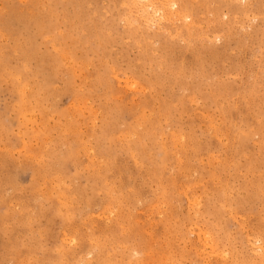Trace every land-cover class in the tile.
I'll return each instance as SVG.
<instances>
[{"label": "rangeland", "instance_id": "rangeland-1", "mask_svg": "<svg viewBox=\"0 0 264 264\" xmlns=\"http://www.w3.org/2000/svg\"><path fill=\"white\" fill-rule=\"evenodd\" d=\"M263 190L264 0H0V264H264Z\"/></svg>", "mask_w": 264, "mask_h": 264}, {"label": "bare ground", "instance_id": "bare-ground-1", "mask_svg": "<svg viewBox=\"0 0 264 264\" xmlns=\"http://www.w3.org/2000/svg\"><path fill=\"white\" fill-rule=\"evenodd\" d=\"M150 2V1H149ZM148 3V2H147ZM155 8V7H154ZM153 10V9H152ZM149 12V11H148ZM162 12V11H161ZM30 14V13H29ZM53 16V15H52ZM163 20V19H162ZM160 25V24H159ZM150 27V26H149ZM34 28V27H33ZM199 29V28H198ZM57 32V31H56ZM171 35V34H170ZM195 39V38H194ZM178 40V39H177ZM166 47V46H165ZM184 51V50H183ZM146 55H147V53H146ZM67 57V56H66ZM25 61V60H24ZM180 62V61H179ZM173 65V64H172ZM76 66V65H75ZM155 66V65H154ZM48 70V69H47ZM142 72V71H141ZM14 73V72H13ZM12 74V73H11ZM165 76V75H164ZM63 77V76H62ZM42 83V82H41ZM143 85V84H142ZM179 86V85H178ZM134 87V86H133ZM190 88V87H189ZM191 102V101H190ZM158 105V104H157ZM25 108V107H24ZM27 108V107H26ZM143 111V110H142ZM26 112V111H25ZM29 112V111H28ZM23 115V114H22ZM145 116V115H144ZM139 126H141V125H139ZM138 126V127H139ZM165 127V126H164ZM216 130V129H215ZM181 135V134H180ZM154 137V136H153ZM70 141V140H69ZM123 141V140H122ZM126 142V141H125ZM222 142V141H221ZM179 144V143H178ZM122 145V144H121ZM177 149V148H176ZM173 152V151H172ZM39 158V157H38ZM106 160V159H105ZM57 161V160H56ZM263 161V160H262ZM176 164V163H175ZM57 165V164H56ZM55 168V167H54ZM259 168V167H258ZM149 169H150V166H149ZM53 170V169H52ZM147 170V169H146ZM98 174V173H97ZM155 176V175H154ZM65 177V176H64ZM93 177V176H92ZM99 177V176H98ZM101 177V176H100ZM255 178V177H254ZM100 179V178H99ZM57 180V179H56ZM250 180V179H249ZM247 182V181H246ZM54 183V182H53ZM112 184V183H111ZM196 185V184H195ZM169 188V187H168ZM113 189V188H112ZM159 190V189H158ZM255 190V189H254ZM161 191V190H160ZM190 191V190H189ZM264 191V190H263ZM256 192V191H255ZM258 192V191H257ZM42 193V192H41ZM48 193V192H47ZM55 193V192H54ZM229 193V192H228ZM117 197V196H116ZM250 197V196H249ZM111 198V197H110ZM85 200V199H84ZM252 200V199H251ZM118 201V200H117ZM247 201V200H246ZM42 202V201H41ZM71 203V202H70ZM117 203V202H116ZM163 203V202H162ZM134 204V203H133ZM160 204V203H159ZM158 204V205H159ZM170 206V205H169ZM196 206V205H195ZM194 206V207H195ZM82 207V206H81ZM166 207V206H165ZM153 208V207H152ZM158 208V207H157ZM169 208V207H168ZM126 209V208H125ZM155 209V208H154ZM220 211V210H219ZM49 212V211H48ZM89 212V211H88ZM108 212V211H107ZM85 213V212H84ZM111 213V212H110ZM198 213V212H197ZM22 214V213H21ZM114 214H115V212H114ZM127 214V213H126ZM196 214V213H195ZM106 217V216H105ZM118 218V217H117ZM27 220V219H26ZM117 220V219H116ZM123 220V219H122ZM206 220V219H205ZM42 221V220H41ZM119 221H120V219H119ZM118 221V222H119ZM163 221V220H162ZM116 221H114V223H115ZM232 222V221H231ZM27 223V222H26ZM69 223V222H68ZM198 223V222H197ZM170 224V223H169ZM122 225V224H121ZM129 226V225H128ZM106 227V226H105ZM66 228V227H65ZM71 228V227H70ZM73 229V228H72ZM122 229V228H121ZM68 230V229H67ZM183 230V229H182ZM72 231V230H71ZM103 232V231H102ZM128 232V231H127ZM144 232V231H143ZM28 233V232H27ZM71 233V232H70ZM77 233V232H76ZM129 233V232H128ZM92 234V233H91ZM75 236V235H74ZM199 236V235H198ZM209 236V235H208ZM256 238H258V237H256ZM121 239V238H120ZM153 239V238H152ZM122 240V239H121ZM200 240V239H199ZM30 241V240H29ZM211 242V241H210ZM82 243V242H81ZM98 243V242H97ZM112 243V242H111ZM106 244V243H105ZM145 244V243H144ZM174 244V243H173ZM81 245V244H80ZM112 245V244H111ZM114 245V244H113ZM117 245V244H116ZM215 245V244H214ZM142 246V245H141ZM165 246V245H164ZM207 246H208V244H207ZM210 247H211V245H209ZM36 247H37V245H36ZM89 247H91V246H89ZM109 247V246H108ZM115 247V246H114ZM119 247V246H118ZM261 247V246H260ZM263 247H264V245H263ZM26 249V248H25ZM32 249V248H31ZM92 249V248H91ZM211 249H212V247H211ZM236 249V248H235ZM70 250V249H69ZM162 250V249H161ZM37 251V250H36ZM232 251V250H231ZM75 252V251H74ZM91 252V251H90ZM48 253V252H47ZM129 253V252H128ZM27 254V253H26ZM102 254V253H101ZM31 256V255H30ZM65 256V255H64ZM74 256V255H73ZM77 256V255H76ZM28 258V257H27ZM26 258V259H27ZM64 258V257H63ZM99 258V257H98ZM103 258V257H102ZM37 259V258H36ZM74 260H75V258H74ZM37 261V260H36ZM48 261V260H47ZM67 261V260H66ZM43 263V262H42ZM75 263V262H74ZM32 264V263H31ZM50 264V263H49ZM76 264V263H75ZM79 264V263H78ZM82 264V263H81ZM107 264V263H106Z\"/></svg>", "mask_w": 264, "mask_h": 264}, {"label": "snow or ice", "instance_id": "snow-or-ice-1", "mask_svg": "<svg viewBox=\"0 0 264 264\" xmlns=\"http://www.w3.org/2000/svg\"><path fill=\"white\" fill-rule=\"evenodd\" d=\"M173 7H175V5H173ZM76 243V241H73V244H75ZM262 251H264V250H262Z\"/></svg>", "mask_w": 264, "mask_h": 264}]
</instances>
